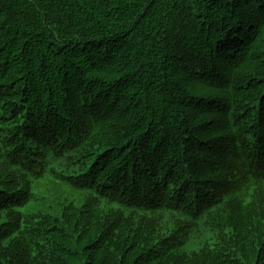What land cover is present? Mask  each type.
Listing matches in <instances>:
<instances>
[{"label":"trees","instance_id":"obj_1","mask_svg":"<svg viewBox=\"0 0 264 264\" xmlns=\"http://www.w3.org/2000/svg\"><path fill=\"white\" fill-rule=\"evenodd\" d=\"M0 264H264V0H0Z\"/></svg>","mask_w":264,"mask_h":264}]
</instances>
